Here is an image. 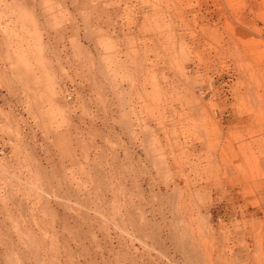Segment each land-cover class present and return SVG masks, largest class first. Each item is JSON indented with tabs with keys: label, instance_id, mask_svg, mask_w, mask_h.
<instances>
[{
	"label": "rangeland",
	"instance_id": "1",
	"mask_svg": "<svg viewBox=\"0 0 264 264\" xmlns=\"http://www.w3.org/2000/svg\"><path fill=\"white\" fill-rule=\"evenodd\" d=\"M0 264H264V0H0Z\"/></svg>",
	"mask_w": 264,
	"mask_h": 264
}]
</instances>
